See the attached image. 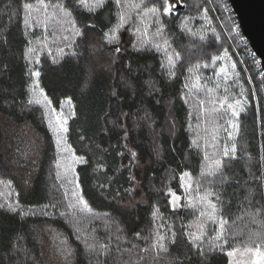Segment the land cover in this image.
Listing matches in <instances>:
<instances>
[{"label": "snow or ice", "instance_id": "6c2138e0", "mask_svg": "<svg viewBox=\"0 0 264 264\" xmlns=\"http://www.w3.org/2000/svg\"><path fill=\"white\" fill-rule=\"evenodd\" d=\"M193 3L201 14L198 17L185 15L176 27L180 33L198 38L201 42L195 45L190 43L188 47L203 51L204 46L212 47L219 43L221 34L212 27L209 7H201L197 0H193ZM192 6L186 0H8L5 3L3 11L7 22L0 23V47L11 44L13 20L22 23L25 43L21 57L25 61L24 75L27 80L26 91L19 94L14 90L0 91V131L8 133L9 129H14L15 121L9 117L17 110L21 116L37 108L42 110V122L46 119L47 129L54 141V180L60 182L58 185L54 183L52 187L63 189V197L67 201L65 204L64 200L53 199L38 208L28 207L21 198L23 194L13 188V180L0 179V186L9 190L0 202V215L18 218L21 222L30 217L46 218L30 232L17 230L8 237L6 255L9 264H44L34 255L30 239L40 244L39 257H47L48 264H76L78 255H83L86 264H207L211 255L217 252L234 258L241 253V249L229 242L230 238L234 242L240 235L230 228L233 196H237L243 211V216L236 219L246 217L252 225L247 238L243 240V255L249 257L248 264H264V251L261 250L264 248V143L259 145V152L255 156L247 150L246 145L240 144L244 131L242 115L246 116L249 109L252 110L254 123L259 114L260 135L264 136V96L260 95L264 93V65L256 52H251L254 66L262 68L254 78L247 74V68H238V62L233 60L229 49L222 44V51L210 55L206 61L203 58L196 62L185 61L182 53L172 47L170 25L175 23L181 7ZM219 8L224 12L231 11L226 2ZM105 13L109 14V22L101 29L99 39H96V21ZM84 14H87L86 21L81 23L79 18ZM197 19L206 21L208 26L194 28L193 21ZM37 28L41 30L40 36L35 34ZM153 28L154 31H151ZM229 30H235L236 36H240L239 25L234 21ZM125 31H130L135 37L131 43L135 52L162 54L159 64L161 84L158 86L156 81L149 82V95L159 97L155 99L156 104L164 101V87L177 81L185 71L188 74L184 76L182 87L177 89V95L168 97V115L162 125L157 124L156 118L146 108L137 109L143 114L136 120V127H147L153 137L152 156L146 162L143 153L130 146L127 121L132 115L122 109L111 120L108 119L111 113L106 112L101 126L105 136L111 135L113 129L117 130L119 139L123 141L122 147L117 146L111 152L113 146L93 141L89 146L91 155L78 154L68 143L70 121L78 119L73 98L54 101L42 86L45 60L52 65L62 66L69 59L80 56L82 42H87L94 53H102L100 59L107 60L110 66L115 62V57L124 51L122 33ZM127 68L129 72L133 70L131 62ZM209 68L213 75L204 79L214 81L212 86L201 83L202 70ZM8 71L9 65L0 61V76L7 75ZM231 85L238 88V93L231 91ZM221 88L222 95L218 94ZM201 89L203 96L200 95ZM112 96L118 97L116 90L112 91ZM178 101L189 106L185 130L193 135L187 147L190 153L195 151L201 154V166L195 178L187 166L179 173L176 169H167L168 183L161 180L157 187L155 173H148L152 172L153 163L164 160V149L160 143L163 134L167 132L171 138L177 133L174 105ZM65 105L69 109L67 114L64 112ZM53 113H56L55 120ZM109 123L113 128H109ZM24 135L27 137L26 146L22 149L17 145L9 153L12 144L8 142L5 154L0 155V165L23 170L26 173L23 184L30 187L39 163L41 142L30 128ZM79 139L84 141L86 137L81 135ZM168 150L176 151L174 146ZM109 154L127 162L118 163L113 168L107 161ZM93 158V171L97 180L95 186L102 196L116 202L117 211L134 215L130 210L148 204L150 194H162L166 210L170 208L172 213L179 216L186 207L196 213V220L193 224L181 222L178 226L166 223L160 204L150 203L151 221L156 226L147 231L129 232L113 211L98 212L85 198L86 192L77 166H91ZM241 160L244 161L243 168L247 170L246 179H242L235 171V166ZM29 167L31 171H28ZM140 169H144V178L137 174ZM121 177L124 178L122 190L116 188L107 191L112 189L113 184H119ZM177 179L179 186L184 189L186 204L181 203L182 197L170 186L171 181ZM233 185L241 192L229 194L227 189ZM137 196L140 198L137 199ZM58 218L69 226L70 233L60 232L51 226L49 221ZM48 238L53 244L46 251ZM140 242H143V246ZM174 252L178 255H174ZM0 264H4L2 258ZM229 264H239V261L231 259Z\"/></svg>", "mask_w": 264, "mask_h": 264}, {"label": "trees", "instance_id": "16d2710c", "mask_svg": "<svg viewBox=\"0 0 264 264\" xmlns=\"http://www.w3.org/2000/svg\"><path fill=\"white\" fill-rule=\"evenodd\" d=\"M8 0H0V23H6V13L3 11L5 3ZM35 2V0H32ZM187 3L192 4V8L179 9L178 16L174 24L170 25V31L172 33V47L176 48L182 53L185 61L191 60L196 62L201 58L207 60L210 55H214L217 51H222L223 47L229 49L230 55L233 60L238 62V68H247L249 71L247 74L252 75L254 78L258 71H261L260 66H254L251 52H253L250 44L246 41L244 34L240 30V25L235 12L230 5L229 0H197L201 7H209V15L212 17V27H215L221 34V41L216 43L212 47L204 46V50L201 51L196 47H188L191 43L193 45L200 44L198 38H191L186 34L180 33L176 27L180 23V18L185 15L191 14L198 17L201 13L197 11L193 0H186ZM226 2L230 8V12H224L219 5ZM87 14L82 15L79 19L81 23L86 21ZM229 16L232 17L229 20ZM233 21L239 25L240 36H236L235 30H229L233 27ZM109 22V14L105 13L104 16L96 21L98 27L96 29V39H99V33L104 25ZM114 22V18H113ZM200 25L207 27L206 21L196 20L193 21V27L199 28ZM22 23L17 20H13L10 30L11 44L0 47V61L9 65V71L7 75L0 76V91L12 92L13 90L19 94L22 91H26L27 77L24 75L25 61L21 57V52L24 48V38L22 35ZM154 31V28L151 29ZM36 36L41 35V30L36 29ZM125 35V36H124ZM135 37L132 36L130 31L122 33V45L124 51L116 57L115 62L110 66L107 65V60L100 59L98 53H94L88 46L87 42H82L80 45V56L76 59H69L62 66L52 65L50 61L45 60L44 63V76L42 79V86L49 92L50 96L55 100L63 101L65 97L73 98V103L76 105L78 111V119L70 121V135L68 143L77 151L78 154H85L89 152V146L93 141L102 142L104 146H113L111 152H114L117 146L122 147L123 141L119 139L117 130L113 129L111 135L105 136L101 132V126L104 123V117L106 112H110L109 120L114 119L118 110L122 109L125 112H129L132 118L127 121L130 128L129 143L139 153H143V160L146 162L152 156V135L147 127H136V120L142 112H138L137 109L146 108L156 118L157 124L162 125L167 118L168 110L166 101L169 96H176L177 89L182 87L184 82V76L188 75L185 71L183 75H180L177 81H174L171 85L164 87V101L161 104H156L155 99L159 97H153L149 95V82L156 81L157 85L161 84V76L159 71V64L162 57L161 53H137L131 47V43L134 42ZM124 42V43H123ZM118 58V59H117ZM131 62L133 70L129 72L127 64ZM223 63V62H218ZM213 71L211 68L202 70L201 83H207L208 86H212L214 81L208 82L206 77L212 76ZM246 75V74H242ZM230 83V82H229ZM248 86V85H246ZM116 90L117 96H112V91ZM231 91L238 93V88L235 85H231ZM218 94H223V89L218 90ZM200 95L203 96V90L201 89ZM264 96V93H260ZM56 107L55 103L53 105ZM189 106L183 105L178 101L174 105L175 115L178 121V130L174 137L169 138L167 132H165L160 140V143L164 149V160L161 163H153L152 172L148 175L155 173V179L157 187L160 186V181L168 183L169 173L167 169H176L179 173L185 169V166L193 172L194 178L198 176L199 168L201 166V154L195 151L191 153L188 151V145L192 138V133L185 130V116L186 110ZM59 109L57 108V111ZM42 110L37 108L31 112H25L22 116L19 110L13 114L10 119L15 121L14 129H9L8 133L0 131V155H4V149L6 144L10 142L12 148L8 149L11 153L15 150V147L19 145L20 148H24L27 144V137L25 132L30 128L32 133L40 138L41 152L39 156V163L36 171L32 177V183L30 187H26L23 184V177L26 173L21 169L5 168L0 165V179H12L13 188L16 192H21L22 200L28 207L38 208L43 203H47L49 200H64L63 189H55L52 185L59 184V181L54 180L55 168V148L54 141L52 140L51 132L47 129L46 119L42 122L41 117ZM53 116V114H52ZM54 119V117H53ZM26 122V123H25ZM242 127L244 129L242 133V139L240 144L246 145L247 150L254 156L259 152V145L264 143V136H261L262 131L260 127V117L257 114L256 122H253L252 110L249 109L246 116L242 115ZM109 128L113 126L109 123ZM85 135L86 139L81 141L79 137ZM170 146H174L176 151L170 152L168 149ZM211 151V148H209ZM185 157L187 159L185 160ZM107 161L112 164L113 168L118 163H126V160H122L119 156L113 154L107 155ZM181 161H184L181 163ZM244 161L241 160L236 166V173L242 178H247V170L243 168ZM95 167V158L91 162V166H77V171L81 175L82 187L86 192L85 198L89 200V203L98 212L113 211L117 218L123 222V225L129 232L147 231L150 227L154 228L155 223L151 221L150 203H159L161 210L164 213V222L169 224H176L177 226L183 222L185 224H193L196 220V213L188 208H183L179 216L172 213L171 209L167 210L164 207V197L162 194H150L148 204H141L136 209L130 210L134 212L129 214L128 212L117 211L116 202L110 197L105 198L100 194L96 188V173L93 171ZM31 167L28 171H31ZM138 176L144 178V169L137 171ZM103 179V177H101ZM124 184V178L121 177L119 184H113L112 189L107 191H113L116 188H121ZM170 186L176 191L177 195L182 197L181 203L186 204L187 201L183 199L184 189L179 186L178 179L172 180ZM71 189V186H69ZM122 190V188H121ZM8 189L4 186H0V202L8 195ZM228 193L233 192L240 193L241 189L235 185L228 187ZM13 193V197H14ZM140 197L137 196V199ZM233 204L230 210V228L233 232H239L236 240L233 242L230 238L229 242L233 247H239L241 252L244 251L245 245L243 240L247 238V233L252 225L249 224L248 219H236L238 216H243V211L239 205L237 196H233ZM66 204L67 201L64 200ZM63 210V207L60 208ZM46 218L44 217H30L26 221L21 222L17 219H12L7 215H0V258L3 259L4 264H9L8 256L6 255V248L8 237L11 236L17 230L30 232L31 229L37 225L43 223ZM233 221H235L233 223ZM52 227L56 228L60 232L66 234L70 233L71 229L64 223L62 219L55 221H49ZM156 223H160L157 221ZM164 231V229H161ZM103 235V233H101ZM143 246V242H140ZM29 244L34 249V255H37L39 259L44 261V264H48L47 257H39L40 244L35 240L30 239ZM53 244V241L48 238L46 244V251ZM254 247V246H253ZM264 251V248L261 249ZM178 255V253H173ZM182 259V257H181ZM231 258L227 257L224 253H214L208 259L207 264H229ZM76 264H86L83 255H78Z\"/></svg>", "mask_w": 264, "mask_h": 264}, {"label": "water", "instance_id": "95a60500", "mask_svg": "<svg viewBox=\"0 0 264 264\" xmlns=\"http://www.w3.org/2000/svg\"><path fill=\"white\" fill-rule=\"evenodd\" d=\"M229 2L246 41L264 65V0H229Z\"/></svg>", "mask_w": 264, "mask_h": 264}, {"label": "rangeland", "instance_id": "374dc122", "mask_svg": "<svg viewBox=\"0 0 264 264\" xmlns=\"http://www.w3.org/2000/svg\"><path fill=\"white\" fill-rule=\"evenodd\" d=\"M123 46H124V44H123ZM96 53H98V52H96ZM97 55L101 57L103 54L102 53H98ZM117 57L119 58V56H117ZM115 59H116V57H115ZM68 111H69V109L65 105V107H64L65 114H67ZM55 116H56V113H53L54 120H55ZM231 259H237L239 261V264H248V261H249V257L246 256V255H243V252H241L240 254H238L237 257H234V258H231Z\"/></svg>", "mask_w": 264, "mask_h": 264}]
</instances>
